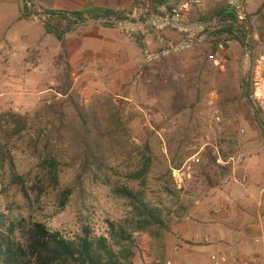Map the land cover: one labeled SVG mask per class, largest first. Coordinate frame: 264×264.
Segmentation results:
<instances>
[{
    "label": "rangeland",
    "instance_id": "374dc122",
    "mask_svg": "<svg viewBox=\"0 0 264 264\" xmlns=\"http://www.w3.org/2000/svg\"><path fill=\"white\" fill-rule=\"evenodd\" d=\"M217 1L222 0H206V10L194 7L182 11L186 22H197ZM245 2L246 17H253L258 4ZM161 8L142 0L137 12L129 14L130 20L117 21L115 26L82 24L62 40L51 35L44 44L37 43V28L47 16L41 21L29 17L31 26L25 29L30 37L24 41V52L19 46L8 47L20 62H9L8 49L0 48V115L13 110L33 120L44 102L62 98L59 89L71 82L70 91L79 92L86 104L112 97L128 127L118 134L110 161L100 162L104 171L96 165L83 171L75 150L63 147L58 153L62 162L56 185L38 161L31 140L34 134H25V138L13 135V126L5 124L6 129L12 128L7 130L6 160L0 167V213L7 220L25 217L43 222L70 239L81 235L85 227L93 236L110 237V224L115 223L133 233L137 253L147 252L146 259H159L162 262L158 264H210L194 251L185 257L176 249L187 244L190 250L196 245L211 246L227 254L239 235H244L246 240L237 248L257 249L264 264V240L256 242L264 233L254 234L246 223L237 224L245 201L249 217L264 222V130L248 120L243 109L224 118L217 107L220 80L232 83L237 92L243 78L247 83L250 76L253 100L264 109V45L257 40L247 41L246 46L235 41L215 45L200 32L206 37L179 47L185 34L172 26L159 33L172 41V46L162 43L156 29L147 23ZM1 42L11 43L0 33ZM214 54L219 64L211 59ZM198 63H205L208 70L200 73ZM18 73L25 79L12 81L15 91H8L6 74ZM200 76L203 82L199 84L194 78ZM146 145L153 149L154 165L147 184L141 185L130 180L128 173L134 168L138 147ZM170 146L175 151L181 148L178 154L192 155L181 169H173L174 181L169 176ZM220 151L230 155L227 162L220 157L215 162ZM219 165L229 166V171L224 175ZM122 186L143 191L147 202L162 207L166 226L136 231V212L114 193L115 187ZM66 189L71 195L62 206ZM17 236L22 237L20 231ZM209 259L213 261L212 256Z\"/></svg>",
    "mask_w": 264,
    "mask_h": 264
},
{
    "label": "trees",
    "instance_id": "16d2710c",
    "mask_svg": "<svg viewBox=\"0 0 264 264\" xmlns=\"http://www.w3.org/2000/svg\"><path fill=\"white\" fill-rule=\"evenodd\" d=\"M149 2L155 9L167 5V0ZM26 11V14L21 12L23 18H29L33 13L27 5V0ZM185 12L182 14L185 15ZM44 14L47 16L44 20L45 29L60 40L65 34L90 19H106L105 26H115L117 21L130 20L129 15L124 12L94 7L74 12L47 11ZM214 19L219 21L218 25L212 23ZM197 22L205 24L204 33L215 45L235 41L246 46L247 41L255 40L252 16L248 15L241 23L237 12L225 0L212 4L206 13L199 16ZM248 24L251 27H248ZM250 44L247 46L250 47ZM197 70L203 73L208 70V66L205 63H198ZM194 80L199 84L203 82L201 76ZM71 84V82L64 84L58 91L65 99L54 97L51 101L44 102L34 114L33 120L28 115L13 110L0 115V167L6 160L4 141L7 130L12 128L6 129V125H10L13 126L11 133L13 135L25 138V134H34L31 140L35 145L38 161L43 168L49 170L56 185H59V168L62 162L58 153L65 146L74 149L78 154L81 159L80 168L83 171L94 165L98 170L104 171V168L99 166L100 162L104 161L107 164V161H110L109 153L115 146L118 134L121 130H128V127L122 121L121 109L117 107L112 97L86 104L79 92L70 91ZM245 85L246 78H243L240 91L234 92L232 83L220 80L218 110L227 118L229 114H239L243 109L248 120L256 122L259 128L264 130V126L246 99ZM249 94L253 99L252 89L249 90ZM257 107L263 118L264 109L259 105ZM32 129L34 133H27ZM175 133L180 134L177 131ZM186 136H189L188 132ZM179 150L175 151L172 146L169 147L171 154L169 176L173 181V169H181L192 156L191 153L178 154ZM137 151L133 162L134 168L129 171L128 178L146 185L154 165V152L149 145L138 147ZM219 157L227 162L230 155L220 151L219 156L214 157L215 162ZM219 166L224 175L229 171V166ZM114 193L127 200L136 212L138 217L136 231H149L154 226H166L164 210L147 202L143 191L122 186L115 187ZM70 195L71 190L66 189L63 193L62 206L67 204ZM1 227H6L7 230ZM18 231L22 234L21 238L17 236ZM137 249L133 233L115 223L110 224V237L93 236L92 230L85 227L81 235L70 239L58 231H51L43 222L27 221L25 217L7 220V217L0 213V264H134Z\"/></svg>",
    "mask_w": 264,
    "mask_h": 264
},
{
    "label": "crops",
    "instance_id": "0c3cea01",
    "mask_svg": "<svg viewBox=\"0 0 264 264\" xmlns=\"http://www.w3.org/2000/svg\"><path fill=\"white\" fill-rule=\"evenodd\" d=\"M168 4H171L170 1L179 3L182 0H167ZM202 6H206V0H202ZM229 1V0H228ZM227 1V2H228ZM252 1V3L256 2L258 4L256 8V13L252 17L253 26L255 28V36L254 39L257 40V42H260L259 44L264 45V0H248ZM31 2L33 3L34 9L37 11H41L43 13H46L47 11H61V12H74V11H81L90 9L92 7L98 8V9H111L118 12H124L125 14L129 15L132 12H135L137 7L139 6L140 2L142 0H27V3ZM203 7V8H204ZM202 8V9H203ZM205 10L207 9L204 8ZM29 21V18H23L20 10V4L19 0H0V33L2 37L4 38V41H8L11 43H0V48H7V53L10 54L11 59L9 62H12L13 60L20 62L19 58H17L16 54L13 53L11 48H8L10 45L12 46H19L21 53L24 52V46L23 44L26 39L30 37V34H28L27 30L25 29L29 25L27 22ZM27 23V24H26ZM40 35L38 36L37 43H47L49 41V38L51 37V33H48L47 30L44 27V23L40 24V27L37 28ZM14 42V43H12ZM21 55V54H20ZM14 58V59H13ZM21 58V56H20ZM264 58V55H263ZM8 62V63H9ZM14 63V61H13ZM22 64V62H21ZM27 65L31 64V61L26 62ZM1 66V62H0ZM23 66V65H22ZM5 74V72H4ZM24 76L18 73L16 76H10L8 77L6 74V83L8 91L14 92L15 88L12 85V81H19L23 80ZM23 78V79H22ZM26 90H33V88H26ZM264 192V188L262 190ZM247 201L242 203L240 211H241V218L237 221V224H247L248 230L256 233H264V226L263 221L259 220L256 221L253 218L249 217L247 212ZM251 218V219H250ZM240 234H243L240 232ZM244 235H239L237 238V244L232 246L230 249H228V253H221L220 251H217L216 249H212L211 246H193L192 249L190 248V245H184V247H178L176 249L177 254H184L186 256H191L192 254H199L201 258H203V261L209 262L210 264H214V261H210V257H221L226 256L227 261L223 264H242L243 261H245V256L248 257L246 259H251L249 256H255L259 264L260 260L262 261L261 256L258 255L257 249L252 250H244L237 248L241 245L240 242H244L246 239ZM264 239H262L263 241ZM258 245H255L257 247ZM237 248V249H236ZM243 248V246H241ZM186 250V252H184ZM195 253H191V252ZM147 252L143 251L141 253H137L136 258L134 260V264H143V260L145 259L147 264H158L161 260L155 261V259H151V261H148L146 259ZM230 254V255H229ZM243 255V256H242ZM248 255V256H247ZM232 256L234 259L230 258ZM259 256V257H258ZM162 262V261H161ZM162 264V263H160ZM167 264H173L171 261ZM174 264H178L177 261H174ZM181 264V263H180Z\"/></svg>",
    "mask_w": 264,
    "mask_h": 264
},
{
    "label": "built area",
    "instance_id": "2783aa9c",
    "mask_svg": "<svg viewBox=\"0 0 264 264\" xmlns=\"http://www.w3.org/2000/svg\"><path fill=\"white\" fill-rule=\"evenodd\" d=\"M245 1L247 0L228 1L229 6L237 12L241 23L245 20L246 17ZM202 3H203L202 0H182L176 5H170V4L164 5L163 8H161V13L151 15L150 19L147 20V23L150 25L151 29H156L158 34L168 26H172L176 28L180 33L185 34V39L180 41L181 44L179 45V47H186V46L189 47L191 43H194L195 41L198 42L206 37V35L200 36V32L204 34L205 24L201 22L187 23L185 16L182 14V11H189L194 7H200L202 6ZM249 4H252V1H249ZM27 5L29 9L33 11L31 15L33 18L37 20H41L42 18L45 17V14L43 12L34 9L33 3L28 2ZM136 12L137 9L133 13ZM212 23L218 25L219 21L217 19H214ZM159 39L162 43H169L172 46L173 42L167 39L165 36H160L159 34ZM211 59L216 64H219V61L218 59H216L215 54L211 55ZM262 239H264V234L261 238H257L256 242L260 243L262 242ZM213 261L214 264H223L224 262L227 261V258L226 256H221V257L215 256L213 257ZM242 264H259V261L257 258L254 257L243 261Z\"/></svg>",
    "mask_w": 264,
    "mask_h": 264
},
{
    "label": "water",
    "instance_id": "95a60500",
    "mask_svg": "<svg viewBox=\"0 0 264 264\" xmlns=\"http://www.w3.org/2000/svg\"><path fill=\"white\" fill-rule=\"evenodd\" d=\"M19 4H20V10H21V12L23 14H26L27 13V11H26V0H19ZM30 17H32V16H30ZM39 21H41V20H39ZM99 22H107V20L106 19H92V20L86 21V22H84L82 24H96V23H99ZM82 24H80V25H82ZM210 24H212V23H210ZM248 27H251V25L248 24ZM250 36H251V31L249 32V37ZM250 57L252 59V56H250ZM249 84H250V76H248L247 83H246V87H245L246 99L249 102L250 106L252 107L253 112L258 117L261 125L264 126V121H263V118H262V114L260 113V111H259L256 103L253 101L252 97L249 94Z\"/></svg>",
    "mask_w": 264,
    "mask_h": 264
}]
</instances>
